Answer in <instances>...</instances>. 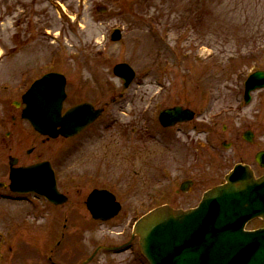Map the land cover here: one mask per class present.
Instances as JSON below:
<instances>
[{
  "label": "rangeland",
  "instance_id": "374dc122",
  "mask_svg": "<svg viewBox=\"0 0 264 264\" xmlns=\"http://www.w3.org/2000/svg\"><path fill=\"white\" fill-rule=\"evenodd\" d=\"M116 27L123 35L114 42ZM0 50V92L8 84L18 97L55 67L68 78L69 104L107 108L69 140L45 141L23 119L10 136L9 127L2 132L0 181L9 182V155L19 164L52 160L69 201L0 196V264H50L48 256L80 264L99 245L129 242L88 264H148L138 238L130 241L137 217L163 202L196 204L240 160L264 172L254 159L264 149V106L256 109L264 88L240 106L248 74L264 69V0H0ZM119 62L137 73L127 89L113 73ZM175 105L196 118L162 128L159 111ZM248 126L251 144L240 137ZM224 140L234 145L226 149ZM186 178L193 185L182 192ZM93 188L117 194L123 208L116 217L91 218L84 200Z\"/></svg>",
  "mask_w": 264,
  "mask_h": 264
},
{
  "label": "water",
  "instance_id": "95a60500",
  "mask_svg": "<svg viewBox=\"0 0 264 264\" xmlns=\"http://www.w3.org/2000/svg\"><path fill=\"white\" fill-rule=\"evenodd\" d=\"M120 38L121 31L116 29L112 39ZM113 71L124 80L125 87L136 76L135 70L125 62L116 64ZM65 85L64 75L49 73L35 81L23 96L26 103L23 117L44 135L77 134L102 112L90 103H83L63 115ZM262 87L264 71L260 70L246 81V102L251 99V91ZM194 115L191 109L174 106L161 111L160 121L169 126L191 120ZM246 138L251 139L247 134ZM257 161L264 166V151L257 154ZM16 163L17 159L11 158L13 191L35 192L54 204L67 201L57 188L55 173L48 161L14 167ZM188 185L185 182L183 189ZM114 200L109 191L95 190L89 196L88 207L95 218L106 220L120 210L119 203L113 205ZM256 216L264 218V175L256 178L250 166L238 163L226 176L225 183L204 193L196 208L159 206L136 222L133 236H138L141 251L151 264H264V229H244L246 222ZM99 249L82 264H87Z\"/></svg>",
  "mask_w": 264,
  "mask_h": 264
},
{
  "label": "flooded vegetation",
  "instance_id": "af4514ba",
  "mask_svg": "<svg viewBox=\"0 0 264 264\" xmlns=\"http://www.w3.org/2000/svg\"><path fill=\"white\" fill-rule=\"evenodd\" d=\"M14 94H16L15 90L13 89H7V90H3V92H0V139L3 138V135H2V132L5 130V128H10L8 131H7V135L10 136L11 133H13V130L14 128L17 126H19V124L21 123V120H22V116H21V113H22V106L23 104L20 102V97L16 96L14 97ZM68 99H69V94H67V99L64 103V110L68 109L69 107L75 105V104H78L80 103L77 102V103H72V104H69L68 103ZM93 103V102H92ZM67 104V105H66ZM94 104V103H93ZM95 105V104H94ZM261 106H264V103L259 101L258 104H257V111L259 112L260 109H261ZM107 111V108H105V111L104 113ZM103 113V115H104ZM103 115L97 119V121H95L92 125H94L96 122H99L101 119H103ZM111 121V120H110ZM91 125V126H92ZM113 125V121H111L110 123H108V126H112ZM194 130L197 128V126H193ZM225 130V128H224ZM86 131V130H85ZM247 131H250L252 132V134L248 133V136H252V142L253 143L255 141V130L253 128H250L249 126L247 127V129H245L242 134L240 135V137L243 138V140H245V133ZM82 134V133H81ZM196 134V132H195ZM41 136V135H40ZM43 138V136H41ZM63 140H69V138H62ZM43 140L45 141H49V140H52L51 138H48V137H45L43 138ZM250 143V144H251ZM232 146L234 145L233 142H231ZM260 150H263V148L257 150L254 154V159L256 157V154L258 151ZM2 154L0 153V166L4 165L5 164V161L4 159L2 158ZM9 157V156H8ZM39 158V157H38ZM9 160V158H8ZM51 161V164H53L54 166V161L50 160ZM9 162V161H8ZM258 164V163H257ZM9 169L8 171L10 170V166H9V163H7ZM190 165H192V163H190ZM259 165V164H258ZM260 166V165H259ZM3 167V166H2ZM192 167V166H191ZM261 167V166H260ZM55 168V166H54ZM3 173V171H2ZM1 173V174H2ZM256 173V172H255ZM0 174V175H1ZM6 173L2 174L1 177H4ZM263 173H260V174H257V176H261L263 175ZM185 180H191V178H186ZM193 185V181H192V184L191 186ZM191 188V187H190ZM190 190V189H189ZM0 191H4L5 192V195H10L11 194V191L9 189V184L8 183H5V182H2L0 181ZM67 196L68 194L65 193ZM117 195V194H116ZM68 199H69V196H68ZM118 199V197H117ZM119 200V199H118ZM121 202V200H119ZM122 203V202H121ZM163 203H167V202H163ZM84 206H86V201L84 200ZM193 206V205H192ZM192 206H188V207H182V208H189V207H192ZM122 207H123V204H122ZM181 208V207H179ZM255 224V225H254ZM249 229H259V228H264V219L262 218H256L255 220L251 221L249 224H248V227ZM120 233H123V232H120Z\"/></svg>",
  "mask_w": 264,
  "mask_h": 264
},
{
  "label": "bare ground",
  "instance_id": "6f19581e",
  "mask_svg": "<svg viewBox=\"0 0 264 264\" xmlns=\"http://www.w3.org/2000/svg\"><path fill=\"white\" fill-rule=\"evenodd\" d=\"M0 54H1V50H0Z\"/></svg>",
  "mask_w": 264,
  "mask_h": 264
}]
</instances>
